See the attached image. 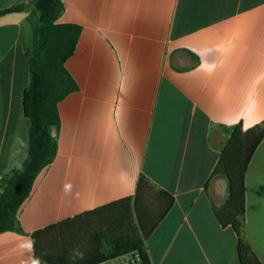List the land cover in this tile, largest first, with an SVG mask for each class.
Listing matches in <instances>:
<instances>
[{
	"label": "crops",
	"instance_id": "0c3cea01",
	"mask_svg": "<svg viewBox=\"0 0 264 264\" xmlns=\"http://www.w3.org/2000/svg\"><path fill=\"white\" fill-rule=\"evenodd\" d=\"M34 0H0V12ZM80 27L66 68L78 90L58 105L54 161L0 234V264H36L32 235L152 190L139 209L170 211L145 241L151 264H240L216 216L229 196L214 174L223 128L264 122V0H64ZM39 35L33 11L0 16V182L25 161L24 93ZM1 194V191H0ZM116 211H121L118 207ZM244 236L264 264V139L245 176Z\"/></svg>",
	"mask_w": 264,
	"mask_h": 264
},
{
	"label": "trees",
	"instance_id": "16d2710c",
	"mask_svg": "<svg viewBox=\"0 0 264 264\" xmlns=\"http://www.w3.org/2000/svg\"><path fill=\"white\" fill-rule=\"evenodd\" d=\"M39 16V35L35 48L27 51L30 59V82L24 93V115L30 120L29 149L25 161L0 184V234L19 232L18 212L30 195L39 173L57 155L54 130L60 127L58 105L78 86L66 68L73 56L81 29L75 25L58 24L65 10L64 0H34L0 12V16L23 11ZM228 140L222 148L214 174L228 180L229 196L225 205L216 209L222 226H231L238 237L240 264H262L244 236L245 176L249 163L264 139V122L247 131L240 125L223 128ZM152 190L146 178L138 182L136 196L126 198L88 212L71 220L39 230L32 235L36 264H99L130 251L138 250L146 264H151L145 241L170 211L174 198L159 193L162 205L158 211L138 201ZM121 207V211L115 209ZM96 218L99 227L85 242L84 252L74 256L73 249L82 242V225Z\"/></svg>",
	"mask_w": 264,
	"mask_h": 264
},
{
	"label": "built area",
	"instance_id": "2783aa9c",
	"mask_svg": "<svg viewBox=\"0 0 264 264\" xmlns=\"http://www.w3.org/2000/svg\"><path fill=\"white\" fill-rule=\"evenodd\" d=\"M99 264H146V262L141 252L138 250H134L119 255L117 257L105 260Z\"/></svg>",
	"mask_w": 264,
	"mask_h": 264
},
{
	"label": "rangeland",
	"instance_id": "374dc122",
	"mask_svg": "<svg viewBox=\"0 0 264 264\" xmlns=\"http://www.w3.org/2000/svg\"><path fill=\"white\" fill-rule=\"evenodd\" d=\"M224 134H225V138H226V141H225V144H226V142L228 140V135L225 132H224ZM90 221L91 222L89 224L82 225V227L84 228V232L82 233V239L80 240V242H82V243L78 247L73 249L72 254H74V256L76 254H81L84 252L85 242H87V241L89 242V239L97 231V229L100 225L99 223H97L96 218H91Z\"/></svg>",
	"mask_w": 264,
	"mask_h": 264
}]
</instances>
